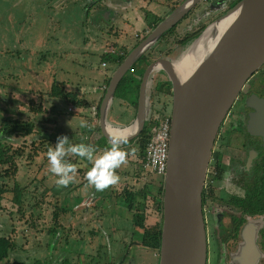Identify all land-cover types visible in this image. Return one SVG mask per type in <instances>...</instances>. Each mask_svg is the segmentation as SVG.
<instances>
[{
	"label": "rangeland",
	"instance_id": "374dc122",
	"mask_svg": "<svg viewBox=\"0 0 264 264\" xmlns=\"http://www.w3.org/2000/svg\"><path fill=\"white\" fill-rule=\"evenodd\" d=\"M181 1L130 0L109 19L104 0H0V124L16 117H33L36 123L30 136L6 139L13 147L22 146L23 154L16 158L15 181L20 191L13 189L14 180L0 175V184L7 189L0 200V235L14 243L4 264H117L124 259V264H158V252L140 244L142 228L134 226L121 193L123 187L137 190L143 185L155 193L163 177L142 167L144 151L140 152L133 139L122 145L125 150L135 148L136 155L117 169L121 177L118 185L96 191L86 178L91 164L70 156L78 167L76 179L66 188L57 187L46 154L58 136L66 135L73 144L96 146L98 142L102 146L97 154L111 142L100 138L88 143V136L96 135V127L91 132L81 128L86 117L78 109L77 113L69 111L74 104L52 97L50 89L53 83L63 82L66 90L89 98V93L100 90L105 75L110 77L117 67L113 62L116 54L106 49L130 51L151 31L144 33L145 20L166 16ZM212 2L205 0L192 9L146 53L147 61L165 57L180 62L195 37L186 44L182 41L224 12L226 5L209 11ZM102 60L107 67L101 66ZM144 64L137 60L125 79L137 81ZM151 79L147 91L151 102L171 111L169 94L155 90L157 81L167 80L166 75L154 72ZM121 86L124 88L114 96L107 116L118 126L133 120L136 107L129 100H137L138 94L133 83ZM31 102L40 105L39 113L30 111ZM93 118L98 119L96 109ZM145 123L150 132L151 122ZM147 200L145 224L150 225L160 220L161 214L151 197Z\"/></svg>",
	"mask_w": 264,
	"mask_h": 264
},
{
	"label": "water",
	"instance_id": "95a60500",
	"mask_svg": "<svg viewBox=\"0 0 264 264\" xmlns=\"http://www.w3.org/2000/svg\"><path fill=\"white\" fill-rule=\"evenodd\" d=\"M201 1L182 0L127 53L113 71L99 106L100 136L110 142L112 136H121L110 133L108 126L112 125L119 130L127 129L123 136L130 141L150 119L152 107L147 91L153 73H164L170 84L171 130L161 196L158 264H205L201 207L205 174L223 118L247 78L264 62V0H239L205 26L188 49L206 30L211 29L217 38L186 75L177 72L174 59L152 60L142 73L136 113L129 124H112L107 116L122 77L161 40L163 33ZM227 19L218 31L217 26ZM260 107L264 110V102Z\"/></svg>",
	"mask_w": 264,
	"mask_h": 264
},
{
	"label": "flooded vegetation",
	"instance_id": "af4514ba",
	"mask_svg": "<svg viewBox=\"0 0 264 264\" xmlns=\"http://www.w3.org/2000/svg\"><path fill=\"white\" fill-rule=\"evenodd\" d=\"M238 1L216 0L214 7L213 0L208 10L226 5L225 11ZM263 102L264 62L243 84L214 139L201 195L205 264H264Z\"/></svg>",
	"mask_w": 264,
	"mask_h": 264
},
{
	"label": "trees",
	"instance_id": "16d2710c",
	"mask_svg": "<svg viewBox=\"0 0 264 264\" xmlns=\"http://www.w3.org/2000/svg\"><path fill=\"white\" fill-rule=\"evenodd\" d=\"M163 17L156 16L154 18H151L150 24H151V29L154 28L158 22L162 19ZM177 25V24H176ZM175 25V26H176ZM170 28L168 31L163 33L162 38H164L167 34H169L174 28ZM201 31V30H200ZM200 31H196L194 34L190 35L187 37V39H183L185 41H182L183 43H187L191 41L194 37H196ZM135 46V45H134ZM133 46V47H134ZM129 50L124 51V54L122 56H117L114 58L117 65H119ZM142 61L145 63L144 66L140 67L141 72L140 76L137 81L131 79L130 77L128 79H125L127 77V73L122 77L120 82L118 83V86L115 90L114 96L118 91L121 92L122 87L121 85L126 84V83H133V89L135 90V93H138L139 90V85L141 81V76L142 73L145 69V67L149 64L150 61H147L146 59V54L141 57ZM139 60V59H138ZM135 66V63L132 65V68ZM110 77L106 81V86L108 85ZM155 90L158 92L166 93V94H171L170 93V84L168 80L166 81H157L155 85ZM105 92V91H104ZM103 92V95H104ZM50 95L52 97H57V98H62L65 99L67 102H71L76 106H80L83 104V100L79 99L77 97L76 92H69L65 91L63 88V83L60 82L58 84L53 83L51 85L50 89ZM100 98L98 105L96 107V115L98 117L99 113V106L101 103V100L103 98ZM120 97H123L125 100H127V97L123 96L122 94L119 95ZM138 97V94H137ZM33 104V102H31ZM30 106V111L35 112H40V105H32ZM129 104L133 105L134 107L137 106V100L130 101ZM149 127L146 128V123L144 124V128L141 131V133L135 138L136 142L139 145L140 152L144 151V148L146 146V142L148 139L149 135ZM36 129V123L35 119L33 117H26V119H23L21 117H16V118H10L7 120H3L0 124V166L3 169V171L0 173V175H3L6 178H11L14 180L13 183V189L16 191H20L19 185L15 181V177L18 172V164L16 161L17 157H21L23 154V147L18 146V147H13L10 145L6 139L10 138H18V137H27L30 136L31 134L34 133ZM99 135L97 136V134ZM95 138L93 139L94 143L98 141V139L102 138L105 139L103 136H100L99 132V126L97 124L96 126V131H95ZM43 139H48L43 138ZM5 140V141H4ZM107 140V139H105ZM51 141L48 140V143ZM102 146L98 142L96 143V148L97 150ZM78 158V157H75ZM162 191H163V183L157 188L156 192L153 193L152 190L148 189L147 185H143L141 188L137 190H132L130 187H123L122 188V202L124 205L127 207L129 211L132 212V221L134 226L142 228V237H141V242L140 244L142 246H145L147 248L153 249L158 252L159 245H160V236H161V219L156 221L154 224L146 225L145 224V218H146V208L147 204L146 201L149 197H151V201L157 211H159V214H161V196H162ZM7 192V189L0 184V200H1V195ZM61 209V208H57ZM56 211V210H55ZM54 211V217H56V212ZM14 249V243L11 238L5 237L0 235V264H4V262L8 259L9 253ZM127 256V255H126ZM125 259L120 261L117 264H124ZM115 262L113 261H108L106 264H114Z\"/></svg>",
	"mask_w": 264,
	"mask_h": 264
},
{
	"label": "clouds",
	"instance_id": "9594fccd",
	"mask_svg": "<svg viewBox=\"0 0 264 264\" xmlns=\"http://www.w3.org/2000/svg\"><path fill=\"white\" fill-rule=\"evenodd\" d=\"M81 128L88 127L86 122H81ZM127 136H112L110 147L98 153L97 148L92 144L70 143L66 135L57 137L55 145L50 146L47 150V161L49 171L57 179V187H68L76 179L78 167L71 162L68 157L75 156L86 159L91 167L86 172L88 184L95 188L96 191H105L109 187L119 184L121 177L117 169L129 163V157L136 155V149L125 150L122 145L128 144Z\"/></svg>",
	"mask_w": 264,
	"mask_h": 264
},
{
	"label": "built area",
	"instance_id": "2783aa9c",
	"mask_svg": "<svg viewBox=\"0 0 264 264\" xmlns=\"http://www.w3.org/2000/svg\"><path fill=\"white\" fill-rule=\"evenodd\" d=\"M108 53H115L116 56H122L123 50L114 48L106 49ZM106 61L101 62V66H106ZM106 85H102L100 90H106ZM69 111L75 112L77 109L74 106L68 107ZM152 113V112H151ZM150 132L144 148V158L141 160L142 167L149 173L164 177L167 169V158L169 152V140L171 130V113L165 107H156L152 115ZM97 122V119H96ZM91 122H88L87 128H91ZM132 156L129 157L131 159Z\"/></svg>",
	"mask_w": 264,
	"mask_h": 264
},
{
	"label": "crops",
	"instance_id": "0c3cea01",
	"mask_svg": "<svg viewBox=\"0 0 264 264\" xmlns=\"http://www.w3.org/2000/svg\"><path fill=\"white\" fill-rule=\"evenodd\" d=\"M104 1H106L107 2V4H106V6H107V9H108V11H107V18H111V14L112 13H115V14H117L118 12H119V8H120V10H123V6L124 5H126L125 3L128 1H130V0H127V1H125V0H104ZM105 6V5H104ZM113 18H114V16H113ZM150 28H151V24L149 23V21L147 22L146 20H145V25H144V33H148L149 32V30H150ZM138 35V37H142V35L141 34H137ZM135 37H137V36H135ZM103 61V60H102ZM101 61V62H102ZM107 63V62H106ZM108 66V63L106 64V67ZM113 73V72H112ZM112 75V74H111ZM111 77V76H110ZM109 77H108V75L106 74L105 75V77H104V79L102 80V82H101V84H99V85H104V84H106V81H107V79H108ZM63 83V82H62ZM100 86V87H101ZM65 83H63V88H64V90L65 91H69V92H71L70 90H66L65 89ZM73 92H75V91H73ZM76 94H77V97L79 98V99H81V100H83V104H81L80 106H76V105H73L76 109H78L80 112H81V114L82 115H84L86 118H85V120H86V123H88V122H91L92 124H91V128H85V130L87 131V132H91L96 126H97V122H96V119L95 118H93V114H94V111H95V109H96V107H97V105H98V102H99V100H100V98L102 97V95H103V91L102 90H95V91H93V93H89V94H91L90 95V97L89 98H87L86 96H85V94H83V93H81V92H77L76 91ZM68 103H71V102H68ZM71 104H73V103H71ZM71 112H73V111H71ZM78 111L76 110L74 113H77ZM98 120V119H97ZM46 135L45 134H43L42 135V137H45ZM95 138V135H93L91 138L88 136V138H87V142L88 143H91V141L93 140ZM100 149V148H99ZM44 161H45V159H44ZM131 165H133L132 163H130ZM117 203V202H116ZM93 206L92 207H96V206H94V204H92ZM123 205V204H122ZM131 212V211H130ZM139 246V245H138ZM144 247V246H143ZM133 264H134V262H133Z\"/></svg>",
	"mask_w": 264,
	"mask_h": 264
},
{
	"label": "bare ground",
	"instance_id": "6f19581e",
	"mask_svg": "<svg viewBox=\"0 0 264 264\" xmlns=\"http://www.w3.org/2000/svg\"><path fill=\"white\" fill-rule=\"evenodd\" d=\"M230 19V18H229ZM222 21L218 26V31H221L222 28L225 26V24L228 22V20ZM217 36L213 35V32L211 29L206 30L200 39H198L188 50L187 53L184 55L183 59L178 61H173L175 69L177 72L184 76L193 68V66L196 64L197 60L200 58V56L206 51L208 47H210L216 40ZM181 58V57H180ZM108 130L113 135H123L128 130H119L115 127H112V125L108 126Z\"/></svg>",
	"mask_w": 264,
	"mask_h": 264
}]
</instances>
